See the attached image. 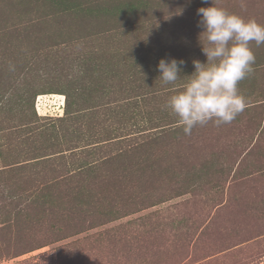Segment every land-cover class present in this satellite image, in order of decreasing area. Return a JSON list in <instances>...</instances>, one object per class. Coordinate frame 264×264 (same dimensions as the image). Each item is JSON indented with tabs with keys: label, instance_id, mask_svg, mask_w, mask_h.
Here are the masks:
<instances>
[{
	"label": "rangeland",
	"instance_id": "1",
	"mask_svg": "<svg viewBox=\"0 0 264 264\" xmlns=\"http://www.w3.org/2000/svg\"><path fill=\"white\" fill-rule=\"evenodd\" d=\"M215 3L264 24V0ZM210 6L0 0V264H264L261 105L191 135L165 107L206 62ZM250 48L247 104L264 96ZM161 59L185 62L175 88Z\"/></svg>",
	"mask_w": 264,
	"mask_h": 264
},
{
	"label": "clouds",
	"instance_id": "2",
	"mask_svg": "<svg viewBox=\"0 0 264 264\" xmlns=\"http://www.w3.org/2000/svg\"><path fill=\"white\" fill-rule=\"evenodd\" d=\"M211 3L212 6L197 10L206 62L193 61L194 72L184 76L186 83L169 96L165 105L178 117L185 135L209 122L217 127L230 124L245 110L247 102L238 85L254 71L256 57L250 44L264 45V24L230 13L218 7L215 0ZM184 63L161 59L157 66L158 79L175 88Z\"/></svg>",
	"mask_w": 264,
	"mask_h": 264
},
{
	"label": "crops",
	"instance_id": "3",
	"mask_svg": "<svg viewBox=\"0 0 264 264\" xmlns=\"http://www.w3.org/2000/svg\"><path fill=\"white\" fill-rule=\"evenodd\" d=\"M53 98H55L54 100V103L56 104V107H57V110L61 108V113H59V115H62V112H63V106H64V101L62 99V96L60 94H52ZM252 96V95H251ZM43 96L42 95H38L37 98H36V101H35V109H36V112L39 114L38 110H39V107H38V103L41 104V101H40V98H42ZM258 97V96H257ZM260 98V99H259ZM40 101V102H39ZM53 101V100H52ZM43 104V103H42ZM261 105V107L258 109L257 107V117L260 118L262 117V121L264 122V96H261V97H258L255 99V101H251L249 104H246V108L247 107H250V106H254V105ZM245 108V109H246ZM253 109V108H252ZM244 113V112H243ZM259 122H261V119H257ZM264 124V123H263ZM260 127H258V131H260Z\"/></svg>",
	"mask_w": 264,
	"mask_h": 264
},
{
	"label": "trees",
	"instance_id": "4",
	"mask_svg": "<svg viewBox=\"0 0 264 264\" xmlns=\"http://www.w3.org/2000/svg\"><path fill=\"white\" fill-rule=\"evenodd\" d=\"M136 95V94H135ZM135 95H133V96H135ZM64 102H65V100H64ZM239 165V164H238ZM19 210V209H18ZM9 213H11V212H9ZM8 214V213H7ZM16 254H19V253H16Z\"/></svg>",
	"mask_w": 264,
	"mask_h": 264
}]
</instances>
